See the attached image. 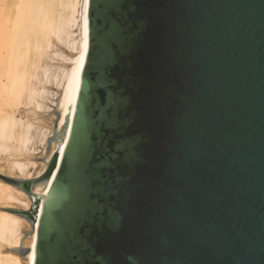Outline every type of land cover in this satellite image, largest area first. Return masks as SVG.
Instances as JSON below:
<instances>
[{
  "label": "water",
  "instance_id": "obj_1",
  "mask_svg": "<svg viewBox=\"0 0 264 264\" xmlns=\"http://www.w3.org/2000/svg\"><path fill=\"white\" fill-rule=\"evenodd\" d=\"M89 30L44 174L0 175L33 203L2 253L39 220L35 264H264V0H90Z\"/></svg>",
  "mask_w": 264,
  "mask_h": 264
},
{
  "label": "bare ground",
  "instance_id": "obj_2",
  "mask_svg": "<svg viewBox=\"0 0 264 264\" xmlns=\"http://www.w3.org/2000/svg\"><path fill=\"white\" fill-rule=\"evenodd\" d=\"M89 8L90 0H0V161L9 173L6 174L1 166L0 175L33 180L44 174L45 164L30 159L45 157L48 140L54 137L57 116L42 118L44 114L54 112L46 101L53 103L61 113L59 133L70 106L71 122L74 119L80 80L89 52ZM56 41L75 52L71 53L73 58L69 57L71 67L58 69V75L53 74L56 70L52 71L51 62V65L47 63L61 57L60 52L57 51L60 55L54 53L56 47L52 52ZM59 71H62L61 75ZM52 80L57 82L60 94L46 88ZM55 96H59L56 102L50 100ZM29 111H33L32 116L27 115ZM71 129L72 124L61 147V161ZM57 173L58 170L39 195V201L49 196ZM32 204L29 198L0 180V208L18 207L29 211ZM43 205L39 204V219ZM23 228L31 231L27 220L0 211V264H22L19 257L2 252L6 248L21 247V240L25 238ZM38 229L39 220L34 226L31 251L26 255L29 264L36 263Z\"/></svg>",
  "mask_w": 264,
  "mask_h": 264
},
{
  "label": "rangeland",
  "instance_id": "obj_3",
  "mask_svg": "<svg viewBox=\"0 0 264 264\" xmlns=\"http://www.w3.org/2000/svg\"><path fill=\"white\" fill-rule=\"evenodd\" d=\"M75 32H76V30H75ZM77 33V32H76ZM57 43V44H56ZM56 43H54V45L55 46H53L54 47V49H53V51L52 52H54V50H55V47H56V50H55V52L54 53H58V52H60V54H61V57L63 58H61V57H59V56H57V59H56V57H55V59H54V61L53 60H49V61H47V63L49 64L50 62H51V64L54 66H52L54 69H52V71H54V70H56V71H54L53 72V74L54 75H58V73H57V71H58V69L59 70H63V69H66L67 67H71V65H72V63L70 64L69 63V59L70 58H73V55L71 54V53H73V54H75V52L74 51H71L70 49H68V47L64 44H62V43H58L57 41H56ZM61 44V45H60ZM58 51V52H57ZM59 53H58V55H60ZM71 55H72V57H71ZM68 56V57H67ZM70 57V58H69ZM54 58V57H53ZM68 58V59H67ZM65 59H67L66 61H65ZM71 62V61H70ZM51 64H49V65H51ZM66 66V67H65ZM60 67H61V69H60ZM56 68V69H55ZM69 68H67V69H69ZM60 72H62V71H59V75H61L62 73H60ZM56 73V74H55ZM55 80H52V82H51V84L49 83V85L47 84L46 85V88L50 91V92H54V93H57V94H60V88L56 85L57 84V82H54ZM59 98V96H55L54 97V99H55V101H54V99L53 98H51L50 97V100H53V102H56V100ZM46 105H48L49 107H51L52 108V110L53 111H57V107L56 106H54V104L53 103H51L50 101L48 102V101H46ZM30 112V113H29ZM29 112H27V115H29V114H31L30 116H32L33 115V111L31 112V111H29ZM39 113L41 114V115H43V113H41L40 111H39ZM39 113H38V115H39ZM24 115H26V114H24ZM0 168H1V166H2V168H4V169H6L5 168V165H4V162L3 161H0ZM4 166V167H3ZM3 169V171H5V173L6 174H9L8 173V171H7V169L6 170H4ZM14 209H19V210H22V209H20V208H18V207H16V208H14Z\"/></svg>",
  "mask_w": 264,
  "mask_h": 264
}]
</instances>
